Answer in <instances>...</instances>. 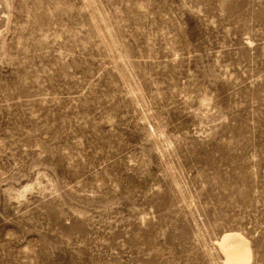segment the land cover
I'll use <instances>...</instances> for the list:
<instances>
[{"label":"rangeland","instance_id":"374dc122","mask_svg":"<svg viewBox=\"0 0 264 264\" xmlns=\"http://www.w3.org/2000/svg\"><path fill=\"white\" fill-rule=\"evenodd\" d=\"M264 264V0H0V264Z\"/></svg>","mask_w":264,"mask_h":264},{"label":"bare ground","instance_id":"6f19581e","mask_svg":"<svg viewBox=\"0 0 264 264\" xmlns=\"http://www.w3.org/2000/svg\"><path fill=\"white\" fill-rule=\"evenodd\" d=\"M225 264H248L252 260L249 242L238 232H225L217 242Z\"/></svg>","mask_w":264,"mask_h":264}]
</instances>
